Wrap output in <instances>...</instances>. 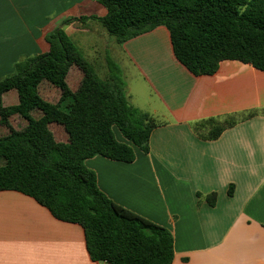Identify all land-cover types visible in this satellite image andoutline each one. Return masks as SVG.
Instances as JSON below:
<instances>
[{
	"label": "crops",
	"instance_id": "obj_1",
	"mask_svg": "<svg viewBox=\"0 0 264 264\" xmlns=\"http://www.w3.org/2000/svg\"><path fill=\"white\" fill-rule=\"evenodd\" d=\"M106 14L96 0H0V77L20 59L46 53V36L57 28L64 29L98 75H106L109 53L124 70L129 103L158 126L148 154L115 129L117 140L131 145L136 159H88L100 190L170 231L172 264H264V72L223 61L216 74L195 76L176 59L165 27L121 45L98 20L80 22ZM74 74L78 88L82 75L74 69L69 81ZM9 94L16 105L14 91L4 103ZM230 117L236 124L216 140L194 131L198 122ZM58 142L67 143L68 134ZM4 164L0 159V167ZM213 194L215 205L208 200ZM0 264L97 263L80 225L56 219L27 195L1 191Z\"/></svg>",
	"mask_w": 264,
	"mask_h": 264
},
{
	"label": "trees",
	"instance_id": "obj_2",
	"mask_svg": "<svg viewBox=\"0 0 264 264\" xmlns=\"http://www.w3.org/2000/svg\"><path fill=\"white\" fill-rule=\"evenodd\" d=\"M105 17L92 16L123 45L158 27L170 32L176 59L195 76L217 73L223 61H239L264 72V0H96ZM48 51L20 59L14 72L0 80V192L16 191L36 200L61 221L80 225L96 263L172 264L174 239L166 228L123 208L99 188L88 159L102 156L133 163V146L150 152V137L158 124L132 106L120 68L107 55L109 75L101 78L63 28L46 36ZM76 69L81 81L69 84ZM47 83L60 91L57 103L40 93ZM16 92L18 103L6 106L4 96ZM41 114L34 118L33 113ZM26 121L20 130L10 120ZM252 115H248L251 117ZM59 124L68 142H58L50 130ZM236 124L233 117L196 123V134L216 140ZM117 129L131 145L121 143ZM207 132V134H203ZM229 194H233L230 188ZM211 205L216 195H210Z\"/></svg>",
	"mask_w": 264,
	"mask_h": 264
},
{
	"label": "rangeland",
	"instance_id": "obj_3",
	"mask_svg": "<svg viewBox=\"0 0 264 264\" xmlns=\"http://www.w3.org/2000/svg\"><path fill=\"white\" fill-rule=\"evenodd\" d=\"M99 22V21H98ZM100 24H101V22H99ZM84 25H86V23L84 24ZM101 26H102V29H103V32H105V33H107L108 34V32L106 31V29L103 27V25L101 24ZM109 35V34H108ZM110 36V35H109ZM111 37V36H110ZM115 39V38H114ZM109 53H107V55H108ZM118 66V65H117ZM120 68V67H119ZM107 70H108V68H107ZM14 72V69H13V71H11V72H9V73H6V74H4V75H2L1 77H0V80H2V79H4L5 77H7V76H9L10 74H12ZM122 73V76H123V73H124V70H123V72H121ZM101 74V75H100ZM99 75H100V77H102L103 79H105V77L107 76V75H109V72L107 71L106 72V75H104V76H102V73H100ZM75 75L76 74H74V75H72L71 76V78H70V86H71V88L73 89V90H76V85H77V80L75 79ZM124 78V77H123ZM128 81H129V84H130V86H134V80H133V77L132 76H129L128 77ZM40 93H41V96L45 99V100H47V101H49V102H51V103H57L58 101H59V99H60V91L58 90V89H56V88H54L53 86H51V85H49V84H47V83H44L42 86H41V88H40ZM15 102H16V98H15V96L14 95H12V94H9V95H7L6 96V99H5V105L6 106H10V105H14L15 104ZM34 116L36 117V118H38L39 116H40V114L38 113V112H35L34 113ZM10 124H11V126L13 127V128H15V129H22V128H24L25 126H26V121L24 120V119H22V118H20L19 116H14V117H12L11 118V120H10ZM50 128H51V131L54 133V135H55V137H56V139L58 140V141H66L67 140V134H66V132H65V130H64V128L61 126V125H59V124H56V123H54L53 125H51L50 126ZM5 130H7L6 128H4L3 126H0V134H3L4 132H5Z\"/></svg>",
	"mask_w": 264,
	"mask_h": 264
},
{
	"label": "built area",
	"instance_id": "obj_4",
	"mask_svg": "<svg viewBox=\"0 0 264 264\" xmlns=\"http://www.w3.org/2000/svg\"><path fill=\"white\" fill-rule=\"evenodd\" d=\"M97 264H109L108 262H101V263H97Z\"/></svg>",
	"mask_w": 264,
	"mask_h": 264
}]
</instances>
